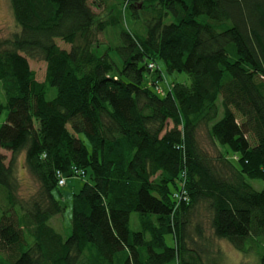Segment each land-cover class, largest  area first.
<instances>
[{
    "label": "trees",
    "instance_id": "16d2710c",
    "mask_svg": "<svg viewBox=\"0 0 264 264\" xmlns=\"http://www.w3.org/2000/svg\"><path fill=\"white\" fill-rule=\"evenodd\" d=\"M114 1L123 16L103 21L90 0H10L20 31L0 40V264H215L188 235L203 207L213 236L238 251L264 240V190L248 182L264 181V0ZM111 29L119 44L103 45ZM30 59L47 64L45 82ZM153 62L190 82L159 92ZM23 152L40 184L27 203L16 195ZM184 170L190 199L177 206ZM57 172L90 177L73 195L68 237L51 224L65 211Z\"/></svg>",
    "mask_w": 264,
    "mask_h": 264
},
{
    "label": "rangeland",
    "instance_id": "374dc122",
    "mask_svg": "<svg viewBox=\"0 0 264 264\" xmlns=\"http://www.w3.org/2000/svg\"><path fill=\"white\" fill-rule=\"evenodd\" d=\"M90 4L92 6L93 11L97 14L100 20H108L112 15L115 17H119V11L121 17V4L118 1L108 0L107 3L97 2L96 6L93 4V0H90ZM99 4H101L99 6ZM117 6V7H116ZM126 5L122 8L123 12L125 11ZM172 20L168 19L166 22L170 23ZM136 27V30L140 28L139 24L136 22L132 25ZM123 26L127 29L125 21L123 20ZM130 28V27H129ZM20 29L18 28L13 11L11 8L10 0H0V40L10 38L15 33L19 32ZM140 34L145 35L146 29L144 25L140 29ZM118 34L119 30H109L107 33L100 34L99 38L101 43L104 44H113L118 45ZM57 45L63 49L70 50L71 46L62 42L61 40H57ZM112 59L117 63V65L122 68V63L120 58L116 53L111 54ZM31 69L36 73V80L40 83L45 82L46 78V69L47 64L44 61H35L29 60ZM154 63V62H153ZM157 64V63H156ZM150 65V64H149ZM149 68V66H148ZM161 71V78L154 82L153 88L159 87V92L165 93L166 90L172 85V83L179 81V82H186L189 83V78L186 74H172L169 75L166 72V67L162 62L157 64V69ZM152 71V70H151ZM163 75V78H162ZM154 73H148L145 85L147 87H151V81L154 80ZM2 91L0 92V95ZM57 95V90L54 87L48 86L47 88V95L46 99L48 101H52ZM223 112L220 113L219 118H221ZM7 117V113L4 112L0 116V127L5 123ZM240 119V118H239ZM169 129L173 127L172 123H169ZM199 140L202 147L206 150H209L212 154H215V148L212 146V143L208 137L207 131L203 129L199 135ZM251 143L254 142L251 140ZM220 148V147H219ZM221 150V148H220ZM2 153L6 156L7 160L6 163L9 164L12 154L11 152L3 150ZM25 153H21L17 157L16 165H15V175L17 178V188H16V195L17 198L27 203L32 200V198L38 193L40 189V184L37 179L32 175L25 163ZM90 180L89 175L86 178H68L67 184L59 188L60 192L55 191L54 195L57 199L64 201L65 204V211L63 215L54 217L51 220V224L57 229L64 237H68L71 234V216H72V198L75 193H78L84 183ZM248 182L251 186L256 189L257 191L264 190V181L261 180H253L248 179ZM5 202H3V198L0 194V219L2 218L6 207H2ZM19 211V210H18ZM21 212V211H19ZM209 212L203 207L198 209L191 217L192 225L188 227V235L189 237L194 240H197L199 244H204L206 249V257L208 256L209 261L213 260L215 264H260V257L264 254V240L248 242L247 247L243 251H238L235 246L227 240H220L216 239L213 236L212 229L210 226L209 221ZM197 226H200L203 230V235L199 238L197 232ZM137 214H133L132 216V228L133 230H137ZM201 239V240H200ZM167 244L169 246H174V239L172 236H167ZM203 246V247H204ZM3 258V257H2ZM0 257V259H2ZM5 259V258H3ZM8 264V263H6ZM170 264H175L172 262Z\"/></svg>",
    "mask_w": 264,
    "mask_h": 264
},
{
    "label": "built area",
    "instance_id": "2783aa9c",
    "mask_svg": "<svg viewBox=\"0 0 264 264\" xmlns=\"http://www.w3.org/2000/svg\"><path fill=\"white\" fill-rule=\"evenodd\" d=\"M149 69L150 70L157 69V64L156 63H150ZM157 88H159V87H157ZM159 90H160V88H159ZM74 173L76 176H78V175L85 176L86 175V172L84 170H78L76 168H74ZM186 176H187V172L184 170V172L181 176V178L183 180L179 182V188H178L177 192L174 194V200L177 202V206H179L183 202L187 203L190 199L189 193L187 191ZM57 178H58L59 186L63 187L67 184V180L61 172H57Z\"/></svg>",
    "mask_w": 264,
    "mask_h": 264
}]
</instances>
